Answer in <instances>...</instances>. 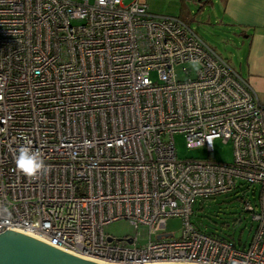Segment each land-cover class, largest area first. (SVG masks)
Returning a JSON list of instances; mask_svg holds the SVG:
<instances>
[{
  "label": "built area",
  "instance_id": "built-area-1",
  "mask_svg": "<svg viewBox=\"0 0 264 264\" xmlns=\"http://www.w3.org/2000/svg\"><path fill=\"white\" fill-rule=\"evenodd\" d=\"M175 133L207 156L178 157ZM215 138L230 141L231 162L214 160ZM25 144L50 166L38 180L16 169ZM232 190L256 194L242 206L254 221L247 243L190 221L197 198ZM170 217L181 219L176 237ZM117 219L143 225L146 240L104 232ZM7 228L112 264H264V101L192 27L145 0H0Z\"/></svg>",
  "mask_w": 264,
  "mask_h": 264
},
{
  "label": "rangeland",
  "instance_id": "rangeland-1",
  "mask_svg": "<svg viewBox=\"0 0 264 264\" xmlns=\"http://www.w3.org/2000/svg\"><path fill=\"white\" fill-rule=\"evenodd\" d=\"M130 0H124L125 3ZM150 12L162 15H174L186 22L203 39H205L221 56L228 58L233 52V44L227 39L233 38L229 31H223L213 21H207L211 13L210 4L206 0H145ZM190 64L176 66V73L183 74L182 67ZM191 66V65H190ZM193 66V65H192ZM176 154L180 158L205 157V147L188 148L185 137L181 133L173 136ZM213 158L219 162H231L233 148L230 141L222 142L215 138L212 143ZM243 197V198H241ZM245 200L252 204L256 202V194L251 190L245 191L244 196L240 190L227 193H218L208 198H197L193 204L190 221L205 232H212L220 236L232 238L235 241L249 242L253 233L254 221L242 206ZM181 219L170 217L166 220V231H171L178 236L181 230ZM104 232L114 237L134 236L138 232L139 241L147 238L146 228L139 225L135 228L126 219H117L104 225Z\"/></svg>",
  "mask_w": 264,
  "mask_h": 264
},
{
  "label": "crops",
  "instance_id": "crops-1",
  "mask_svg": "<svg viewBox=\"0 0 264 264\" xmlns=\"http://www.w3.org/2000/svg\"><path fill=\"white\" fill-rule=\"evenodd\" d=\"M213 21L233 38L226 59L264 101V0H211Z\"/></svg>",
  "mask_w": 264,
  "mask_h": 264
},
{
  "label": "water",
  "instance_id": "water-1",
  "mask_svg": "<svg viewBox=\"0 0 264 264\" xmlns=\"http://www.w3.org/2000/svg\"><path fill=\"white\" fill-rule=\"evenodd\" d=\"M167 236V234H164ZM159 238V235L157 236ZM0 264H112L79 256L59 248L38 236L7 228L0 233ZM143 264H194L154 262Z\"/></svg>",
  "mask_w": 264,
  "mask_h": 264
},
{
  "label": "clouds",
  "instance_id": "clouds-1",
  "mask_svg": "<svg viewBox=\"0 0 264 264\" xmlns=\"http://www.w3.org/2000/svg\"><path fill=\"white\" fill-rule=\"evenodd\" d=\"M196 64V61H193ZM88 143L87 141L85 142ZM16 169L25 178L38 180L41 176L47 175L50 166L46 164L44 154L39 149H34L28 144L21 145L14 155Z\"/></svg>",
  "mask_w": 264,
  "mask_h": 264
},
{
  "label": "trees",
  "instance_id": "trees-1",
  "mask_svg": "<svg viewBox=\"0 0 264 264\" xmlns=\"http://www.w3.org/2000/svg\"><path fill=\"white\" fill-rule=\"evenodd\" d=\"M206 1H207V2H209V1H211V0H206ZM232 191L234 192V191H236V190H232ZM241 198H243V197H241ZM209 233H211V234H214V235H217V236H220V235H218V234H215V233H212V232H209ZM220 237H222V238H223L224 236H220ZM231 239H232V238H231Z\"/></svg>",
  "mask_w": 264,
  "mask_h": 264
}]
</instances>
